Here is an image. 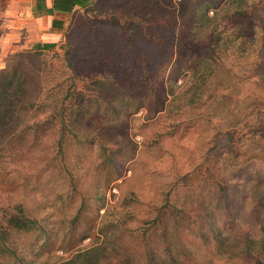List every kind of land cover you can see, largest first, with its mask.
I'll list each match as a JSON object with an SVG mask.
<instances>
[{
  "label": "rangeland",
  "instance_id": "374dc122",
  "mask_svg": "<svg viewBox=\"0 0 264 264\" xmlns=\"http://www.w3.org/2000/svg\"><path fill=\"white\" fill-rule=\"evenodd\" d=\"M179 1L101 0L42 54L61 86L0 150V264H18L7 247L21 264H264V0ZM18 205L41 230L4 227Z\"/></svg>",
  "mask_w": 264,
  "mask_h": 264
},
{
  "label": "trees",
  "instance_id": "16d2710c",
  "mask_svg": "<svg viewBox=\"0 0 264 264\" xmlns=\"http://www.w3.org/2000/svg\"><path fill=\"white\" fill-rule=\"evenodd\" d=\"M181 1L183 0L179 2L181 3ZM43 2L44 0H38V9H41V11L47 14L53 12L69 14L71 16V22L68 28L70 29V27L74 25V19L77 13L83 12L86 14L88 11L95 13L101 0H53L52 7L49 9L44 7ZM186 13L188 16L191 15V11L190 13ZM109 16H111V14H109ZM182 22L181 24H184V22ZM184 27L186 28H184L185 30L190 29L188 24H184ZM136 28L134 34L140 35L143 33L141 27ZM169 28L173 34L177 31L179 32L178 25L176 26L173 24ZM68 31H66L64 36V39L67 41L69 40ZM56 48L57 44H44L39 52L21 51L12 54L8 57L4 69L0 70V150L8 148L14 140L18 139L17 137L20 133H23V129H32L34 132L42 126L40 123H34L33 126L31 124L29 125V117L32 116L34 110H37L43 95L46 94L50 88L52 90L55 87L58 88L61 86V84L56 83L54 87L49 86L47 89L51 69H49L50 65H47V61L41 58L44 52L52 51ZM69 51L70 49L67 50L64 56L67 67L71 68L72 64L69 62ZM31 59L35 61L39 60L40 63L37 62L36 68L32 66L30 62ZM28 65L31 69L26 68ZM23 69L26 70L23 71ZM66 95L67 92L64 97H66ZM78 110L73 114V123H75L78 118ZM8 211L9 213H7V210H4V216L1 217V219H4L3 224L5 228H9L20 235H33L35 232L42 229L38 221L29 217L22 206H14ZM72 223H74V221ZM0 234V250H2L6 248V245L5 238L3 237L4 234ZM7 250L13 260H16V263H22V260L19 259L16 252L10 251L8 247Z\"/></svg>",
  "mask_w": 264,
  "mask_h": 264
},
{
  "label": "crops",
  "instance_id": "0c3cea01",
  "mask_svg": "<svg viewBox=\"0 0 264 264\" xmlns=\"http://www.w3.org/2000/svg\"><path fill=\"white\" fill-rule=\"evenodd\" d=\"M52 1L44 0V7L51 8ZM70 22L69 14L38 9V0H0V70L12 54L58 44Z\"/></svg>",
  "mask_w": 264,
  "mask_h": 264
}]
</instances>
